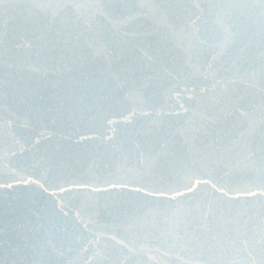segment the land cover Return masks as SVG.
<instances>
[{
  "label": "water",
  "instance_id": "95a60500",
  "mask_svg": "<svg viewBox=\"0 0 264 264\" xmlns=\"http://www.w3.org/2000/svg\"><path fill=\"white\" fill-rule=\"evenodd\" d=\"M0 264H264V0H0Z\"/></svg>",
  "mask_w": 264,
  "mask_h": 264
},
{
  "label": "snow or ice",
  "instance_id": "6c2138e0",
  "mask_svg": "<svg viewBox=\"0 0 264 264\" xmlns=\"http://www.w3.org/2000/svg\"><path fill=\"white\" fill-rule=\"evenodd\" d=\"M197 183H199V182H197ZM185 187H186L187 191L191 192V191H193V190H194V188H195V185H192L191 187H190V186H188V185H185ZM179 195H183V193H179Z\"/></svg>",
  "mask_w": 264,
  "mask_h": 264
}]
</instances>
